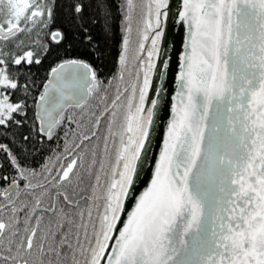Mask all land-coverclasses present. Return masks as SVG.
<instances>
[{"label": "snow or ice", "instance_id": "snow-or-ice-1", "mask_svg": "<svg viewBox=\"0 0 264 264\" xmlns=\"http://www.w3.org/2000/svg\"><path fill=\"white\" fill-rule=\"evenodd\" d=\"M0 264H264V0H0Z\"/></svg>", "mask_w": 264, "mask_h": 264}, {"label": "trees", "instance_id": "trees-1", "mask_svg": "<svg viewBox=\"0 0 264 264\" xmlns=\"http://www.w3.org/2000/svg\"><path fill=\"white\" fill-rule=\"evenodd\" d=\"M114 31L117 35V37L119 36V14H116V19L114 21Z\"/></svg>", "mask_w": 264, "mask_h": 264}]
</instances>
